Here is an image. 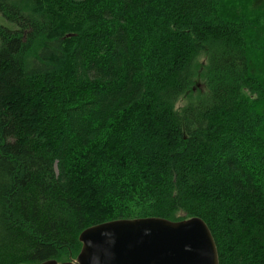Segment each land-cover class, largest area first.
Wrapping results in <instances>:
<instances>
[{"label":"trees","instance_id":"16d2710c","mask_svg":"<svg viewBox=\"0 0 264 264\" xmlns=\"http://www.w3.org/2000/svg\"><path fill=\"white\" fill-rule=\"evenodd\" d=\"M243 2L0 0V264L144 218H199L218 264H264V0Z\"/></svg>","mask_w":264,"mask_h":264},{"label":"water","instance_id":"95a60500","mask_svg":"<svg viewBox=\"0 0 264 264\" xmlns=\"http://www.w3.org/2000/svg\"><path fill=\"white\" fill-rule=\"evenodd\" d=\"M79 241L76 264H218L210 231L199 218L111 221L84 230Z\"/></svg>","mask_w":264,"mask_h":264},{"label":"rangeland","instance_id":"374dc122","mask_svg":"<svg viewBox=\"0 0 264 264\" xmlns=\"http://www.w3.org/2000/svg\"><path fill=\"white\" fill-rule=\"evenodd\" d=\"M250 2L251 0H244L243 6H240L235 10L230 9L229 6L227 5L226 10L228 12L234 13L233 15L239 14V15H244L245 17L249 19L258 20L259 17L257 16L259 14L258 12L252 11V8L249 5ZM261 24H264V23H261ZM0 26L8 28L10 30L16 29V26L13 23L8 22L1 14H0ZM203 91H204V87L202 86L200 82H198L196 86L192 89L191 93L179 101V103L177 104V108H181L187 99L194 98L199 93H203ZM66 262L74 264L76 262V259H69Z\"/></svg>","mask_w":264,"mask_h":264},{"label":"bare ground","instance_id":"6f19581e","mask_svg":"<svg viewBox=\"0 0 264 264\" xmlns=\"http://www.w3.org/2000/svg\"><path fill=\"white\" fill-rule=\"evenodd\" d=\"M187 220H189V219H187ZM183 221H186V220H183ZM180 222V221H179ZM80 236V235H79ZM79 255V254H78ZM77 258H78V256H77ZM76 262H77V259H76ZM76 262L74 263V264H76Z\"/></svg>","mask_w":264,"mask_h":264}]
</instances>
